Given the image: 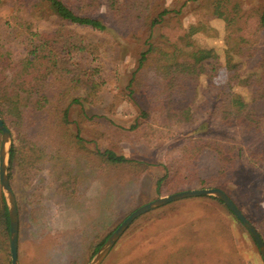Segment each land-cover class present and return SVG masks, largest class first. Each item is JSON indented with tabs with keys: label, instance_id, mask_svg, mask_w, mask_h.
Here are the masks:
<instances>
[{
	"label": "rangeland",
	"instance_id": "374dc122",
	"mask_svg": "<svg viewBox=\"0 0 264 264\" xmlns=\"http://www.w3.org/2000/svg\"><path fill=\"white\" fill-rule=\"evenodd\" d=\"M70 1L81 6L85 0ZM217 1L160 0L162 8L179 12H171L166 21L155 26L151 35L150 41L154 42L156 49L145 68L154 82H159L156 76L158 65H162L165 57L174 50L173 43L179 49L192 51L179 40L191 24L200 26L191 38L195 47L224 50L241 39L256 46L264 45V31L259 29L255 8L264 0H223L219 4ZM21 2L22 7L18 8L17 0H0V51L14 59L26 52L25 45L17 36L19 28L29 26L30 30L43 32L57 26L50 4L37 0ZM89 7L95 17L105 24V31L75 25L69 28L99 48L95 59L79 53L74 61L81 67L101 65L99 71L103 86L96 98L97 103L84 102V105L89 114L103 116L91 122H80L84 126L82 135L88 146H98L101 150L111 147L151 166L142 172L123 166L99 168L97 158L90 162L79 147L70 148L65 140L62 141L60 130L53 127L50 114L30 115L32 120L28 121L24 131L43 153L33 156L34 163L12 170L8 178L18 208L19 264H87L96 252L95 246L101 245L135 208L158 196L199 187H218L225 191L260 231L264 241V164L254 173L236 168L235 176L230 178V174L227 182L202 186L199 185L200 179L210 182L218 175L215 154L205 151L189 164H177L183 166L185 174L181 180L189 182V188L155 194L154 182L163 173L161 163L165 162L169 151L175 153L172 143H175V148H181L179 142L176 144L178 139L183 136L198 138L202 131L192 133L189 126L182 134L163 142H158L159 136L150 135L145 130L139 135L129 134V137L111 132L109 119L128 127L135 116V108L127 100L125 87L140 53L146 48L144 40L147 33L137 24V12L129 13L125 20H120L125 21L122 25H115L106 0L99 6L90 4ZM217 8H221L231 20L219 17ZM176 53L186 55L183 51ZM221 57L222 66L215 73L213 84L201 81L194 90L189 86V91L172 97V104L184 106L188 103L196 123L194 126L205 123L212 132L206 136H229L235 139L233 143L244 140L242 147H246L245 143L254 140L250 132L213 119L215 103L211 92L214 85L227 82L223 53ZM233 89L246 95L241 87ZM140 90L137 99L146 101ZM77 91L71 94H84L83 90ZM68 101L70 98H67ZM112 102L115 108L110 113L105 107ZM75 107L79 108L75 104L71 106L74 120L78 112ZM219 107L216 112L221 111L222 106ZM76 122L72 121L69 125L72 133L76 131ZM7 127L11 131L12 145L13 129ZM184 147L183 144L181 149ZM0 192L3 196L1 188ZM212 197L205 195L173 201L137 217L101 264H264L245 227L224 203Z\"/></svg>",
	"mask_w": 264,
	"mask_h": 264
},
{
	"label": "trees",
	"instance_id": "16d2710c",
	"mask_svg": "<svg viewBox=\"0 0 264 264\" xmlns=\"http://www.w3.org/2000/svg\"><path fill=\"white\" fill-rule=\"evenodd\" d=\"M37 1L52 6L57 26L51 31L43 32L30 30L29 26L26 29L19 28L17 36L25 45L26 52L17 59L0 51V116L5 125L13 129L14 134L9 152L8 178L12 170L22 169L26 163H34L33 156L43 153L24 131L28 121L32 120L30 115L36 113L50 114L53 127L60 130L62 141L65 140L70 148L79 147V151L90 162L97 158L99 168L123 166L137 172L145 171L151 166L148 162L128 157L111 147L101 150L98 146H88L82 135L84 126L80 122H91L103 116L89 114L84 105V102L97 103L96 98L101 93L103 81L99 71L101 65L81 67L74 61L79 53L95 59L99 48L86 42L69 27L75 25L98 32L105 31V24L95 17L93 10H89L90 4L99 6L103 0H85L81 6L70 0ZM222 1L218 0L217 3ZM17 3V7L21 8V0H17ZM106 7L115 25H122L125 21L120 20H125L129 13L137 12V24L147 33L144 40L146 48L140 53L125 87L127 100L135 108V116L128 127L107 119L111 132L129 137V134L139 135L145 130L150 135L159 136L158 142H163L182 134L189 126L192 127V133L202 131L201 137L183 136L178 139L176 144L179 142L181 148L184 144L183 149L175 148V143H172L171 148L175 153L169 151L165 162L161 163L163 173L154 182L155 194L189 188L190 183L181 180L185 174L184 168L177 164H189L205 151L215 154L218 175L210 182L200 179L199 185L202 186H216L227 182L230 174V178L235 176L236 168L253 173L261 169L264 164V45L256 46L241 39L224 50L195 47L191 38L200 30V26L191 24L179 40L192 51L179 49L173 43L174 50L165 57L162 65H158L157 83L148 76L145 68L156 49L154 42L150 41L151 35L155 26L166 21L171 12L179 11L162 8L160 0H106ZM255 8L259 29L264 31V2ZM217 15L225 21L231 20L221 8H217ZM176 50L183 51L186 55L180 56ZM221 53L227 71V82L224 85H214L213 91L210 89L215 103L212 108L213 119L219 120L221 124L226 121L225 124H233L250 132L254 140L245 143L246 147H242L244 140L233 143L235 139L229 136H206L212 132L205 123L194 126L196 123L188 103L184 106L172 104V97L189 91V86L194 90L201 81L213 84L215 73L222 66ZM235 86L241 87L246 95L235 92ZM138 89H141L146 101L140 102L137 99ZM82 90L83 95L71 94L72 91ZM67 98L70 101L67 102ZM114 102L105 107L110 113L115 108ZM72 104L79 107H75L78 110L75 119L77 122L71 117ZM219 106L222 109L216 112ZM72 121L76 122L74 133L69 131ZM92 142L96 144V141ZM257 231L260 234L258 229ZM8 235L7 207L0 192V264H10ZM99 246L100 244L96 245L94 251Z\"/></svg>",
	"mask_w": 264,
	"mask_h": 264
},
{
	"label": "water",
	"instance_id": "95a60500",
	"mask_svg": "<svg viewBox=\"0 0 264 264\" xmlns=\"http://www.w3.org/2000/svg\"><path fill=\"white\" fill-rule=\"evenodd\" d=\"M10 147L11 131L5 125L2 117L0 116V188L3 193L8 213L10 264H19L17 256L19 228L18 208L16 197L11 188L7 174ZM205 195L216 197L218 200L222 201V203H224L225 206L233 213V215L241 222V224L245 227L254 243L256 244L259 254L264 263V241L253 223L249 221V219L242 213L235 202L221 188L199 187L158 196L157 198L135 208L107 236V238L99 246L95 254L87 262V264H101L108 255L113 245L122 235V233L137 217L154 208L163 206L173 201Z\"/></svg>",
	"mask_w": 264,
	"mask_h": 264
}]
</instances>
